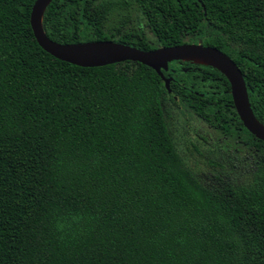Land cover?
I'll return each instance as SVG.
<instances>
[{
    "label": "trees",
    "instance_id": "obj_1",
    "mask_svg": "<svg viewBox=\"0 0 264 264\" xmlns=\"http://www.w3.org/2000/svg\"><path fill=\"white\" fill-rule=\"evenodd\" d=\"M35 1L0 0V264H264V141L227 77L173 61L169 92L139 62L59 60L35 38ZM43 25L60 43L216 47L264 124V0H53ZM176 107L246 155L250 178L219 160L198 175L170 126Z\"/></svg>",
    "mask_w": 264,
    "mask_h": 264
},
{
    "label": "water",
    "instance_id": "obj_2",
    "mask_svg": "<svg viewBox=\"0 0 264 264\" xmlns=\"http://www.w3.org/2000/svg\"><path fill=\"white\" fill-rule=\"evenodd\" d=\"M52 1H35L31 13V26L39 45L55 58L81 67H102L126 61L139 62L154 69L165 81L169 92L172 78L166 77L163 71L169 69L171 62L188 61L214 67L229 80L234 105L244 126L258 139L264 141V124L253 112L243 72L227 53L202 43L160 46L153 50H143L113 40L60 43L47 35L43 25L44 14ZM195 57L206 58L214 64L190 60Z\"/></svg>",
    "mask_w": 264,
    "mask_h": 264
},
{
    "label": "rangeland",
    "instance_id": "obj_3",
    "mask_svg": "<svg viewBox=\"0 0 264 264\" xmlns=\"http://www.w3.org/2000/svg\"><path fill=\"white\" fill-rule=\"evenodd\" d=\"M136 17L144 25L142 16ZM145 29L149 38L158 43L157 38ZM169 122L180 152L198 175L205 178L210 170L215 169L210 160H219L228 167L224 171L230 173L233 179L245 181L250 178L251 160L233 147H223L218 133L191 110L176 107Z\"/></svg>",
    "mask_w": 264,
    "mask_h": 264
},
{
    "label": "bare ground",
    "instance_id": "obj_4",
    "mask_svg": "<svg viewBox=\"0 0 264 264\" xmlns=\"http://www.w3.org/2000/svg\"><path fill=\"white\" fill-rule=\"evenodd\" d=\"M190 60L192 61H197L199 63H211V64H214V62L206 59V58H203V57H195V58H191Z\"/></svg>",
    "mask_w": 264,
    "mask_h": 264
}]
</instances>
